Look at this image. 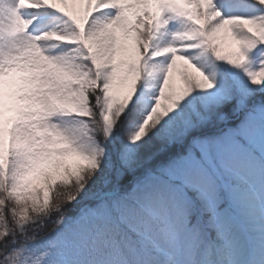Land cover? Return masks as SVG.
<instances>
[{
	"label": "snow or ice",
	"instance_id": "snow-or-ice-1",
	"mask_svg": "<svg viewBox=\"0 0 264 264\" xmlns=\"http://www.w3.org/2000/svg\"><path fill=\"white\" fill-rule=\"evenodd\" d=\"M0 264H264V0H0Z\"/></svg>",
	"mask_w": 264,
	"mask_h": 264
},
{
	"label": "trees",
	"instance_id": "trees-1",
	"mask_svg": "<svg viewBox=\"0 0 264 264\" xmlns=\"http://www.w3.org/2000/svg\"><path fill=\"white\" fill-rule=\"evenodd\" d=\"M151 158H152V157L150 156L149 159H151ZM134 179H135V177L129 175V177H128L127 180H126V183H127V182H131V181H133ZM49 227H51V225H49Z\"/></svg>",
	"mask_w": 264,
	"mask_h": 264
}]
</instances>
